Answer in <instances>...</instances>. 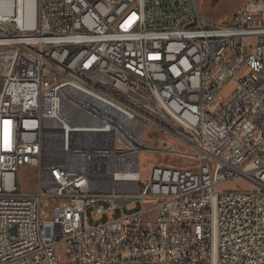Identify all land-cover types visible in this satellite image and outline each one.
I'll return each mask as SVG.
<instances>
[{
	"label": "built area",
	"instance_id": "1",
	"mask_svg": "<svg viewBox=\"0 0 264 264\" xmlns=\"http://www.w3.org/2000/svg\"><path fill=\"white\" fill-rule=\"evenodd\" d=\"M0 3V264H264V0Z\"/></svg>",
	"mask_w": 264,
	"mask_h": 264
},
{
	"label": "rangeland",
	"instance_id": "2",
	"mask_svg": "<svg viewBox=\"0 0 264 264\" xmlns=\"http://www.w3.org/2000/svg\"><path fill=\"white\" fill-rule=\"evenodd\" d=\"M199 10L202 15L212 18L214 20L221 21L225 16H227L235 7L240 4H244L247 0H197ZM10 8L6 7L3 3H0V13L7 14ZM31 17L34 16V8L30 11ZM249 51V50H247ZM233 90V83H229L223 91V95L227 96ZM150 131L148 130L145 134L144 138L147 141H151L152 137L150 135ZM160 157L159 154L153 153L150 151H143L141 156V174L142 178L145 181H148L150 177V170L152 165L157 161ZM34 169L30 167H22L20 170V180L22 183V190L24 192H34L36 190V176L34 174ZM242 186L244 188H252L253 186L245 180H236L231 183L223 184L219 187V190H226L231 188H236ZM61 202V200L57 201H45L43 209L48 214V218H52L54 208ZM123 212L126 213L127 210L124 208ZM122 211L118 210L117 216L121 215ZM106 217L103 219L105 220Z\"/></svg>",
	"mask_w": 264,
	"mask_h": 264
},
{
	"label": "bare ground",
	"instance_id": "3",
	"mask_svg": "<svg viewBox=\"0 0 264 264\" xmlns=\"http://www.w3.org/2000/svg\"><path fill=\"white\" fill-rule=\"evenodd\" d=\"M250 0H247L244 4H249ZM229 15V14H228Z\"/></svg>",
	"mask_w": 264,
	"mask_h": 264
}]
</instances>
